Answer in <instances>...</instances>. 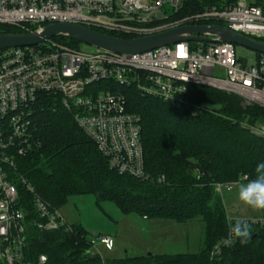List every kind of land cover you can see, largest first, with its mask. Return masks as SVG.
<instances>
[{"label":"built area","instance_id":"1","mask_svg":"<svg viewBox=\"0 0 264 264\" xmlns=\"http://www.w3.org/2000/svg\"><path fill=\"white\" fill-rule=\"evenodd\" d=\"M249 1L234 0L178 17L185 0H0V26L39 30L71 24L121 39L185 26H221L259 41L264 38V0ZM234 47L180 42L131 55L98 49L89 54L51 39L32 47L0 49V261L28 264L23 253L32 228L70 230L59 210L38 197L26 180L17 182L23 193L12 182L16 159L40 147L35 115L42 97L53 98L71 114L110 169L143 180L139 118L126 111L115 90L133 88L181 109L188 106V87L197 85L264 108V55L251 52L253 62L244 65ZM252 131L264 135V127ZM249 223L264 226L262 219ZM230 229L209 254L211 261L232 244ZM89 242L92 254H98V246L105 251L114 247L111 237L94 236ZM45 263L46 257L40 256L36 264Z\"/></svg>","mask_w":264,"mask_h":264},{"label":"trees","instance_id":"2","mask_svg":"<svg viewBox=\"0 0 264 264\" xmlns=\"http://www.w3.org/2000/svg\"><path fill=\"white\" fill-rule=\"evenodd\" d=\"M233 2L185 0L178 17ZM34 30L29 26H0V33ZM52 40L79 47L63 37ZM259 41L264 43V38ZM115 92L122 96L126 111L139 118L145 179L110 169L71 114L44 96L35 115V137L40 147L16 159L17 173L12 182L26 180L38 197L58 210L74 195L91 194L99 202H113L124 214L179 224L197 220L203 226V249L198 254L125 257L110 264H264V226L249 222L246 244L234 238L216 258L211 261L209 257L227 238L229 228L239 222L227 219L217 185L247 183L256 164L264 161V135L252 131L264 126V108L242 106L236 95L197 85L188 87V106L181 109L142 96L133 88L118 87ZM203 104L220 105L221 110L210 112ZM255 219L264 220V211ZM69 228L51 232L30 229L23 261L36 264L44 256L45 264H98L100 258L91 253L86 231L79 225Z\"/></svg>","mask_w":264,"mask_h":264},{"label":"rangeland","instance_id":"3","mask_svg":"<svg viewBox=\"0 0 264 264\" xmlns=\"http://www.w3.org/2000/svg\"><path fill=\"white\" fill-rule=\"evenodd\" d=\"M248 2H250L248 0ZM84 53H96L97 49L78 43ZM235 56L244 65L253 62L254 54L240 47H234ZM242 106L244 103L240 100ZM264 126H258L261 129ZM219 193L227 219L249 222L258 217V210L242 204L237 199L240 184L221 186ZM59 213L67 225H79L87 233L88 240L94 236L111 237L114 247L105 251L98 246V264L125 257H148L159 255L198 254L203 249V226L197 220L179 224L172 221L143 219L135 213H122L111 201L99 202L94 195H74L59 208Z\"/></svg>","mask_w":264,"mask_h":264},{"label":"water","instance_id":"4","mask_svg":"<svg viewBox=\"0 0 264 264\" xmlns=\"http://www.w3.org/2000/svg\"><path fill=\"white\" fill-rule=\"evenodd\" d=\"M63 37L95 49L115 54H138L180 42L228 43L252 53L264 55V43L235 33L221 26H185L137 39H121L71 24H50L22 34L0 33V49L32 47L53 38ZM210 112L221 110L220 105L203 104Z\"/></svg>","mask_w":264,"mask_h":264},{"label":"clouds","instance_id":"5","mask_svg":"<svg viewBox=\"0 0 264 264\" xmlns=\"http://www.w3.org/2000/svg\"><path fill=\"white\" fill-rule=\"evenodd\" d=\"M237 199L253 210L264 211V161L256 164L252 179L238 186ZM230 231L240 244L248 242L250 225L247 222L239 221L234 223Z\"/></svg>","mask_w":264,"mask_h":264},{"label":"crops","instance_id":"6","mask_svg":"<svg viewBox=\"0 0 264 264\" xmlns=\"http://www.w3.org/2000/svg\"><path fill=\"white\" fill-rule=\"evenodd\" d=\"M163 255H166V254H163ZM163 255H159V256H163ZM169 256V255H168Z\"/></svg>","mask_w":264,"mask_h":264}]
</instances>
